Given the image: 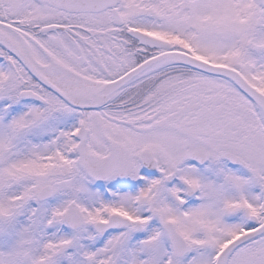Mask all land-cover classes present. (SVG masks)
<instances>
[{"label":"snow or ice","instance_id":"snow-or-ice-1","mask_svg":"<svg viewBox=\"0 0 264 264\" xmlns=\"http://www.w3.org/2000/svg\"><path fill=\"white\" fill-rule=\"evenodd\" d=\"M0 264H264V0H0Z\"/></svg>","mask_w":264,"mask_h":264}]
</instances>
